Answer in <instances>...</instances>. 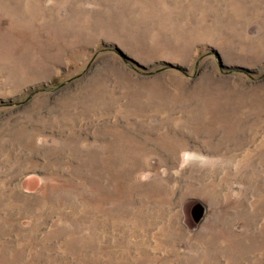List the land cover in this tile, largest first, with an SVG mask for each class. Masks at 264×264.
Wrapping results in <instances>:
<instances>
[{
  "label": "rangeland",
  "instance_id": "rangeland-1",
  "mask_svg": "<svg viewBox=\"0 0 264 264\" xmlns=\"http://www.w3.org/2000/svg\"><path fill=\"white\" fill-rule=\"evenodd\" d=\"M149 2L0 0V264H264V0Z\"/></svg>",
  "mask_w": 264,
  "mask_h": 264
},
{
  "label": "bare ground",
  "instance_id": "bare-ground-1",
  "mask_svg": "<svg viewBox=\"0 0 264 264\" xmlns=\"http://www.w3.org/2000/svg\"><path fill=\"white\" fill-rule=\"evenodd\" d=\"M141 1L143 2V5H150L149 0H141ZM218 2L220 4L221 3L223 4V2H224L225 5H231L230 9L228 10V12H232L234 14V17H244L245 14H246L244 8L241 5H244L247 2V0H218ZM206 126H207V124H206ZM195 129H197V126L195 127ZM201 130L203 132L205 131L203 129H201ZM252 132H255L254 128H252ZM241 136H243V135H241ZM206 137L208 139L207 144H206L207 147H212V146H214L216 144H223V143H226L227 140H228V138H226V141H219V140H217V138L216 139L214 138L215 137L214 135H208ZM214 140H215V143H214ZM171 143L173 144V141L171 139H169V138L168 139L166 138V139L163 140V144L165 145V147L166 146H170ZM246 144H247L246 140L245 141L236 140L234 142V144L232 145L231 150L232 149L234 150V149H237V148H239V149L244 148V146ZM259 145H260V147H259ZM252 146L253 147L247 146V147L244 148V151H249V153L247 154L248 156L247 155L244 156L245 158L253 156V155L258 154V153H261L260 151H261V149H263L264 142L263 143L262 142H257V139H256V141L252 144ZM124 148H126V147L124 146ZM118 156H119V154H118ZM262 157H263V155H262ZM213 248H214V250H216L215 247H213Z\"/></svg>",
  "mask_w": 264,
  "mask_h": 264
},
{
  "label": "water",
  "instance_id": "water-1",
  "mask_svg": "<svg viewBox=\"0 0 264 264\" xmlns=\"http://www.w3.org/2000/svg\"><path fill=\"white\" fill-rule=\"evenodd\" d=\"M208 206L203 202H198L192 209V215L196 223H202L206 217Z\"/></svg>",
  "mask_w": 264,
  "mask_h": 264
}]
</instances>
